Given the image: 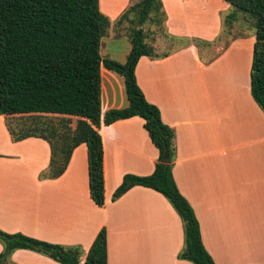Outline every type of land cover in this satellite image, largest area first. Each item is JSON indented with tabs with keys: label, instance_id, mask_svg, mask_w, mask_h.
I'll use <instances>...</instances> for the list:
<instances>
[{
	"label": "crops",
	"instance_id": "obj_1",
	"mask_svg": "<svg viewBox=\"0 0 264 264\" xmlns=\"http://www.w3.org/2000/svg\"><path fill=\"white\" fill-rule=\"evenodd\" d=\"M161 1L168 41L156 37L150 42L145 37L155 55L140 56L135 77L146 100L174 130V180L195 212L214 264H264V112L250 93L255 30L233 33L221 43L220 13L230 7L226 1L216 0L204 18L194 10L179 17L170 0ZM180 39L184 41L172 43ZM130 48L129 39L121 62ZM101 76L102 121L107 110L123 108L128 101L121 75L101 67ZM62 116L74 117L75 122L79 118ZM8 117L0 114L1 230L78 244L87 251L105 227L106 264H140L152 253L158 257L145 264H193L177 256L183 226L162 194L136 185L111 200L125 174L147 175L154 169L158 150L141 117L100 124L102 206L89 195L85 143L72 150L60 176L40 178L49 165V144L35 136L15 140ZM6 264L60 263L16 249Z\"/></svg>",
	"mask_w": 264,
	"mask_h": 264
},
{
	"label": "trees",
	"instance_id": "obj_2",
	"mask_svg": "<svg viewBox=\"0 0 264 264\" xmlns=\"http://www.w3.org/2000/svg\"><path fill=\"white\" fill-rule=\"evenodd\" d=\"M224 1L254 18L250 93L264 112V0ZM130 10L137 12L138 23L142 25L150 12L162 10V1L139 0L128 6L118 19ZM103 12V0H0V114L78 116L74 128L70 126V117H60L56 122L36 119L34 131L21 134L11 128L9 131L15 140L35 136L49 144V165L40 178L60 176L72 150L85 143L89 195L97 206L105 201L100 124L141 117L148 137L158 150L154 169L147 175L125 174L111 200L115 201L136 185L159 192L182 222L183 246L178 258L193 264H214L203 245L195 212L173 177L174 130L162 121L159 108L146 100L136 81L138 59L142 55L154 56L153 48L146 43L142 27H137L130 32L131 48L124 62L103 57L101 39L110 25ZM101 67L123 77L128 101L123 108L107 110L102 121ZM165 155L168 161H164ZM0 243V264H6L16 249L38 252L60 264H106L105 227L100 228L87 251L78 244L52 243L1 229Z\"/></svg>",
	"mask_w": 264,
	"mask_h": 264
},
{
	"label": "rangeland",
	"instance_id": "obj_3",
	"mask_svg": "<svg viewBox=\"0 0 264 264\" xmlns=\"http://www.w3.org/2000/svg\"><path fill=\"white\" fill-rule=\"evenodd\" d=\"M138 1L139 0H103V4L105 7V12L103 13H106L105 15L108 16L110 20V25L107 28L105 35L102 37L100 44V54L103 57L111 58L121 62L122 56L124 55V52L129 45L130 32L132 31V29L137 27H142L146 39L150 42L155 40L156 37L158 38V41L162 43L168 41L167 37L165 36V28L163 26V20L166 16L163 9L159 11L153 10L152 12H150L148 18L142 25H139L138 14L133 10L128 11L122 18L118 19L119 15L124 12V10L128 6L134 5ZM170 1L173 3V7L179 17H183L184 14L188 13V11L194 10V14L198 15L200 18H204L205 14L206 16H209L210 12L213 10L214 5H216L214 4L216 0H199L196 2H192L190 0ZM208 1L209 3L207 4ZM220 14L223 18L222 26L224 28V31H222L223 39H220L221 43H224L225 39L227 40L233 33L245 30H255L254 18L240 10L233 8L232 6H230L229 9L225 12L221 10ZM230 26L233 27L234 31H225ZM183 41V39H180L177 40V42L173 41L172 43H181ZM166 48H169V46H167ZM31 115L39 116L37 117ZM60 117L67 116L46 113L15 114L7 118V122L9 125L8 130L9 128H11L16 133L20 134L26 131H34L36 119H40L41 121L51 120L56 122ZM70 119V126L72 127L75 125V118L70 117ZM38 132H41V130ZM141 261H139L140 264H145L146 260Z\"/></svg>",
	"mask_w": 264,
	"mask_h": 264
},
{
	"label": "bare ground",
	"instance_id": "obj_4",
	"mask_svg": "<svg viewBox=\"0 0 264 264\" xmlns=\"http://www.w3.org/2000/svg\"><path fill=\"white\" fill-rule=\"evenodd\" d=\"M157 257L158 255L156 253H152L151 255L144 257V260L151 261V260H155L154 258H157Z\"/></svg>",
	"mask_w": 264,
	"mask_h": 264
},
{
	"label": "water",
	"instance_id": "obj_5",
	"mask_svg": "<svg viewBox=\"0 0 264 264\" xmlns=\"http://www.w3.org/2000/svg\"><path fill=\"white\" fill-rule=\"evenodd\" d=\"M164 161H168L167 155L164 156Z\"/></svg>",
	"mask_w": 264,
	"mask_h": 264
}]
</instances>
